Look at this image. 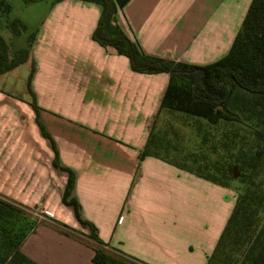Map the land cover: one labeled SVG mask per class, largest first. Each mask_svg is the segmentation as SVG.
Segmentation results:
<instances>
[{
    "label": "crops",
    "instance_id": "obj_1",
    "mask_svg": "<svg viewBox=\"0 0 264 264\" xmlns=\"http://www.w3.org/2000/svg\"><path fill=\"white\" fill-rule=\"evenodd\" d=\"M250 1L129 0L116 21L144 55L206 65L227 53ZM48 9L30 46L37 112L0 92V195L42 218L20 251L38 264H93L88 230L62 201L68 172L53 165L56 151L73 173L69 197L104 244L145 264H206L235 193L140 157L168 74L137 73L91 38L99 4Z\"/></svg>",
    "mask_w": 264,
    "mask_h": 264
},
{
    "label": "trees",
    "instance_id": "obj_2",
    "mask_svg": "<svg viewBox=\"0 0 264 264\" xmlns=\"http://www.w3.org/2000/svg\"><path fill=\"white\" fill-rule=\"evenodd\" d=\"M37 1L41 0H21L24 4ZM82 1L101 7L91 35L95 42L125 56L131 70L137 73L168 74L159 112L164 109L177 111L200 118L209 125L223 124L227 127L218 138L217 145L211 147L224 152L223 157L228 161L226 168L215 161L199 163L195 157H192V163L196 164L194 169L170 161L223 187L229 186L228 172L232 168L239 171L238 181L242 189L206 264H264V0L250 1L227 53L206 65L142 54L116 21L117 11L129 0ZM0 10L9 15L12 6L8 1L0 0ZM9 18L6 29L13 35L20 34L25 29L24 22L16 17ZM2 31L0 27V75L30 58V46L35 35H29L27 46L10 55L8 41ZM30 64L26 88L31 98L30 105L37 112L29 85L34 70L32 59ZM40 128L42 135L48 138ZM152 129L140 157H161L151 149ZM196 130L199 132L200 127ZM206 140L207 137L203 136L202 141ZM54 153L53 165L68 172L62 201L73 208L78 222L88 230L87 236L94 243L93 264H145L108 247L98 238L93 224L80 217L77 202L69 197L73 173L59 165L56 151ZM37 222L28 208L0 195V264H38L19 249Z\"/></svg>",
    "mask_w": 264,
    "mask_h": 264
},
{
    "label": "rangeland",
    "instance_id": "obj_3",
    "mask_svg": "<svg viewBox=\"0 0 264 264\" xmlns=\"http://www.w3.org/2000/svg\"><path fill=\"white\" fill-rule=\"evenodd\" d=\"M6 1L11 4L12 11L9 15H6L0 10V27L3 30L2 35L8 41L9 54L12 55L27 46L28 36L36 33L37 28L44 21L53 0H41L27 4L22 3L21 0ZM9 17H16L24 22L25 29L20 34L13 35L6 29ZM30 58L32 59L31 53ZM30 58L0 75V92L17 100L20 98L25 99L27 103H30V96L26 88L31 65ZM198 126L200 127L199 132L196 130ZM226 128L223 124L209 125L200 118L164 109L153 125L154 139L151 149L162 158L178 165H185L187 168H195L196 164L192 163V157H195L198 158L199 163L201 161L202 163L215 161L224 169L228 164V161L223 157L224 152L218 147L215 150L211 147L214 144L217 145L218 138ZM203 136L207 137L206 141H202ZM238 173L237 168H232L228 172L230 180L228 182L229 186L226 187L231 189L236 196L242 189V184L238 181ZM31 216L33 219H39L36 211L33 214L31 213Z\"/></svg>",
    "mask_w": 264,
    "mask_h": 264
},
{
    "label": "built area",
    "instance_id": "obj_4",
    "mask_svg": "<svg viewBox=\"0 0 264 264\" xmlns=\"http://www.w3.org/2000/svg\"><path fill=\"white\" fill-rule=\"evenodd\" d=\"M39 217V219H41V217L40 216H38Z\"/></svg>",
    "mask_w": 264,
    "mask_h": 264
}]
</instances>
